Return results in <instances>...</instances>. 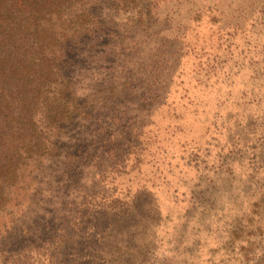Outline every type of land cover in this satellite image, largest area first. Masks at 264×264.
<instances>
[{
	"label": "rangeland",
	"instance_id": "374dc122",
	"mask_svg": "<svg viewBox=\"0 0 264 264\" xmlns=\"http://www.w3.org/2000/svg\"><path fill=\"white\" fill-rule=\"evenodd\" d=\"M93 2L0 225L54 226L42 264H264V0Z\"/></svg>",
	"mask_w": 264,
	"mask_h": 264
},
{
	"label": "trees",
	"instance_id": "16d2710c",
	"mask_svg": "<svg viewBox=\"0 0 264 264\" xmlns=\"http://www.w3.org/2000/svg\"><path fill=\"white\" fill-rule=\"evenodd\" d=\"M94 2L0 0V218L8 215L3 212L11 196L18 193L25 196L29 192L28 188L21 187L25 176L21 161L38 143H30L26 137L35 133L37 138L45 131L47 142V136L51 138L52 135L51 129L58 131L57 125L69 121L72 116L67 111L73 101L72 94L69 83L59 79L62 63L59 58L64 45L70 47L78 37L77 21L84 22L92 17ZM143 13L140 10L136 19L144 23L148 14ZM70 52V49L64 51L65 55ZM153 97L149 93L143 102ZM43 107L49 124L39 129L34 120L35 112ZM88 148L99 154L104 149L95 141L89 143ZM34 197H40L39 191L28 195L26 201ZM44 201L36 203L35 211L50 215ZM35 215L33 219L21 215V220H16L17 224L10 221L13 225L8 228L1 222L0 264H42L45 261H41L40 252L51 243L43 231L54 226L41 222ZM52 258L51 254L49 259Z\"/></svg>",
	"mask_w": 264,
	"mask_h": 264
}]
</instances>
